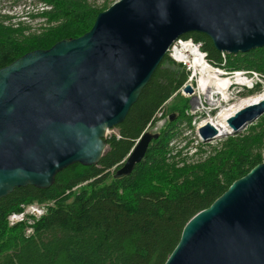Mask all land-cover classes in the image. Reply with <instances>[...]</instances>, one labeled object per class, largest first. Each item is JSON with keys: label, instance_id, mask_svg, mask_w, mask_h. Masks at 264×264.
I'll return each instance as SVG.
<instances>
[{"label": "water", "instance_id": "obj_1", "mask_svg": "<svg viewBox=\"0 0 264 264\" xmlns=\"http://www.w3.org/2000/svg\"><path fill=\"white\" fill-rule=\"evenodd\" d=\"M192 33L221 54L264 48V0H121L83 36L1 69L0 200L20 188L49 190L76 164L97 166L106 132L125 122L174 44ZM183 92L193 94V86ZM263 115L264 100L243 108L228 119V136ZM199 134L204 141L219 135L211 125ZM154 139L141 136L121 176ZM165 264H264V162L186 224Z\"/></svg>", "mask_w": 264, "mask_h": 264}, {"label": "trees", "instance_id": "obj_2", "mask_svg": "<svg viewBox=\"0 0 264 264\" xmlns=\"http://www.w3.org/2000/svg\"><path fill=\"white\" fill-rule=\"evenodd\" d=\"M34 1L40 7L31 5L27 17L0 13V70L30 52L83 36L113 5L109 0L102 5L98 0ZM181 40L202 44L213 68L264 79V48L234 56L219 53L203 34ZM187 69L165 57L125 122L115 128L119 138H106L97 166L76 164L58 174L49 190L20 188L0 200V264H165L186 224L264 162V115L248 133L228 137L206 157L201 147L190 154L189 143L182 146L179 125L190 128L193 119L189 100L179 94L190 78ZM261 89L260 83L247 95ZM173 97L161 118L175 120L154 134L133 172L121 176L137 141L156 126ZM33 204L45 206L46 213L10 227L9 218Z\"/></svg>", "mask_w": 264, "mask_h": 264}, {"label": "rangeland", "instance_id": "obj_3", "mask_svg": "<svg viewBox=\"0 0 264 264\" xmlns=\"http://www.w3.org/2000/svg\"><path fill=\"white\" fill-rule=\"evenodd\" d=\"M105 1L106 0H98L96 3L98 5H102ZM109 1L113 4H115L121 0H109ZM31 5L32 6L38 5V7H40L38 2H35L34 0H0V13L5 14V15H9V16H21L24 13V17H27L28 14H30V11H28V10L30 9L29 7H31ZM24 7H28V8H24ZM36 22L37 21L32 22L31 25H35ZM37 28L38 27L36 26L34 28V30H36ZM182 41L188 42V41H184V40H182ZM189 41L191 42V40H189ZM194 45L197 46L198 44L194 43ZM175 47L176 46H173L171 51L169 52V57L172 58L173 60H175V58L173 57L174 55H173L172 51ZM199 49L202 52V54L205 56L206 54L202 50V44H200ZM205 61H206V58H205ZM176 62L179 63L178 61H176ZM206 62H208V61H206ZM181 64H183L184 66H186L188 68L187 71L190 72V78H189L187 84H191L193 86V89H194V93L191 95L185 94L183 92V89L180 90V92H179V94H181L184 98H187L189 100V104H190L191 109H190V112L188 114L190 116H192V118H193L190 128L187 126V124L179 125L182 133L184 134V138H185V142L182 144V146H185L186 144L189 143L188 149H191L190 154L195 153L196 152L195 150L201 147L202 150L205 151L204 157H206L211 152H213L214 149H216V148L219 149L221 147V144L224 143L226 141V139L228 137H231V136H222V137H218L216 139L210 140V141H204L203 138L199 134V129L202 126V123L205 120H207L209 116L212 118H215L222 108L228 109L229 107H231L233 104L237 103L238 101H242L246 98L260 94L261 92L264 91V83L263 82L261 83L262 84L261 91L258 92V94L257 93L253 94L252 96L247 95L248 89L246 87L247 86L251 87V85H255V82H253V80H251V83H249V84L247 83L246 87L245 86H243V87L242 86H234L228 93V95L231 98L230 102H228V103L225 102V100L222 98V96H220V103L218 105L211 106L208 103V99H207L208 97L198 87V83H197L198 82V76L193 79L195 73H194V70H193L191 64H187V63H181ZM224 73L228 74L227 72H224ZM241 73H244V72H241ZM216 92L217 91H215V90L213 91V93H216ZM174 98L175 97H173L169 102H167L165 104L163 109L157 115V117L160 118V121L156 124V126L154 128H151L149 130V132L154 133V134L157 133V131H159V129H161L169 121V116H167L166 118H161V116L163 113L167 112L168 108L170 110V107L175 102ZM195 98L200 99L198 106L194 102ZM211 98H212V96H211ZM212 99L215 102H217L219 97L216 96L215 98H212ZM222 101H224L225 103L222 104L223 103ZM256 122L248 124L243 130H241L239 132V135H243V134L248 133L249 128L251 126L255 125ZM28 207H35V208H33V209H35L34 212H38L40 215L43 214L42 208H44V210L46 209L45 206L41 207V206H38L37 204H33L30 206H26L25 207L26 209L24 208V211H23L24 213L25 212L27 213L31 209V208L27 209ZM24 213H23V216L20 217L21 220H23V218H24ZM45 213H46V210H45ZM27 219H29V216H27L25 214L24 222H27ZM24 222L23 221L18 222L15 226H17L18 224L24 223ZM30 222H32V221L29 220V224H30ZM15 226H10V227H15ZM31 231L32 230H29L27 232L28 235L31 233Z\"/></svg>", "mask_w": 264, "mask_h": 264}, {"label": "bare ground", "instance_id": "obj_4", "mask_svg": "<svg viewBox=\"0 0 264 264\" xmlns=\"http://www.w3.org/2000/svg\"><path fill=\"white\" fill-rule=\"evenodd\" d=\"M172 52L174 55L173 57L179 63L191 64L195 73L193 79L198 76V87L208 97V103L211 106H215L220 103V96H222L225 102H230L231 98L228 93L233 88L232 85L241 86L247 84V82L241 78V76L230 77L226 75L225 77V73L223 71L217 70L210 66L205 61V57L200 49L194 45L192 41L177 44ZM214 90L217 92L213 93ZM211 96L212 98H215L216 96L219 97L218 101L215 102ZM263 100L264 91L256 96L238 101L228 109L222 108L215 118L209 116L208 119L202 123L201 127L211 125L218 130V137L228 136V134L231 132V129L227 123L228 119L243 108L257 104ZM199 101V98H195L194 100L197 106L199 105ZM222 102V104L225 103L224 101Z\"/></svg>", "mask_w": 264, "mask_h": 264}, {"label": "built area", "instance_id": "obj_5", "mask_svg": "<svg viewBox=\"0 0 264 264\" xmlns=\"http://www.w3.org/2000/svg\"><path fill=\"white\" fill-rule=\"evenodd\" d=\"M179 43H183V41L182 40L178 41L176 44H174V46H177V44H179ZM197 47L200 48V44H198ZM204 57H206V55ZM229 76H231V77L241 76V78H243L248 84L251 83V80H253V82H255V85H256V83H262V82L264 83V81H263L264 79L261 76L257 75V74H254L253 77H250V76L247 75V73L244 72V73H236L235 75H229ZM255 85H251V87H255ZM112 136H117L119 138V136H118V134H117L115 129L108 130L106 132V138H109V137H112ZM29 208H31V209L27 213L23 212L24 213L23 220L20 219V217L23 216V213L12 215L9 218L10 226H15L18 222H22V221L24 222L25 214L27 216H32V217H35L37 219L45 214L44 208H42V210H43V214L42 215H40L38 212H34L35 209H33V208H35V207H28L27 209H29ZM30 224H31V222H30Z\"/></svg>", "mask_w": 264, "mask_h": 264}]
</instances>
